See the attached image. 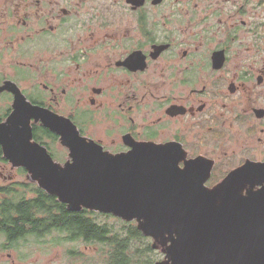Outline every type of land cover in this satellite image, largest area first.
<instances>
[{"label": "flooded vegetation", "instance_id": "obj_1", "mask_svg": "<svg viewBox=\"0 0 264 264\" xmlns=\"http://www.w3.org/2000/svg\"><path fill=\"white\" fill-rule=\"evenodd\" d=\"M8 81L112 154L203 157L210 188L264 164V0H0V121Z\"/></svg>", "mask_w": 264, "mask_h": 264}, {"label": "water", "instance_id": "obj_2", "mask_svg": "<svg viewBox=\"0 0 264 264\" xmlns=\"http://www.w3.org/2000/svg\"><path fill=\"white\" fill-rule=\"evenodd\" d=\"M3 88L15 93L13 110L0 121L3 156L69 210L135 220L164 245L165 258L155 264H264V164L246 163L210 188L212 165L203 157L139 142L112 154L71 120L31 103L14 82ZM32 119L59 136L69 159L59 163L34 140Z\"/></svg>", "mask_w": 264, "mask_h": 264}, {"label": "trees", "instance_id": "obj_3", "mask_svg": "<svg viewBox=\"0 0 264 264\" xmlns=\"http://www.w3.org/2000/svg\"><path fill=\"white\" fill-rule=\"evenodd\" d=\"M33 136L34 140L44 143L54 157L50 143L56 142V134L34 125ZM0 159L9 163L1 147ZM17 169L27 174L23 166ZM111 217L116 221L110 222ZM52 232H58V242L60 237L62 242L78 238L102 245L100 264H155L160 259L154 240L142 233L135 220L127 221L87 208L71 211L35 181L0 183V240L3 239L0 246L12 248L25 237L41 238Z\"/></svg>", "mask_w": 264, "mask_h": 264}, {"label": "rangeland", "instance_id": "obj_4", "mask_svg": "<svg viewBox=\"0 0 264 264\" xmlns=\"http://www.w3.org/2000/svg\"><path fill=\"white\" fill-rule=\"evenodd\" d=\"M264 136L259 134L254 139H249V144L256 147L257 143L263 142ZM51 140H49L50 142ZM52 150L55 152L54 159L59 163H64L69 159V153L60 142L50 143ZM256 158L264 159V149L257 148L254 153ZM257 165L260 164L255 162ZM261 165V164H260ZM32 181L33 176L31 174H21L17 167L13 166L11 162H4L0 159V183H9L11 181ZM260 185H256L254 190H258ZM247 194V191L244 192ZM110 222L116 220L111 217ZM58 232H52L41 238L34 236H28L16 242L15 248H4L0 246V264H7L8 257H23V260L28 261L25 264H100L102 262V245L95 243H86L83 241L71 242L63 241L60 237L58 242ZM3 239L0 240V243ZM62 242V243H61ZM83 242V243H82ZM4 244V243H3ZM78 250L80 253L70 255L69 249ZM154 248L159 253V258H165V252L163 251L164 245L158 241H154ZM101 251V252H100ZM75 252V251H74ZM59 258H61L59 260ZM158 259V260H160ZM10 264V263H9ZM23 264V263H22Z\"/></svg>", "mask_w": 264, "mask_h": 264}, {"label": "bare ground", "instance_id": "obj_5", "mask_svg": "<svg viewBox=\"0 0 264 264\" xmlns=\"http://www.w3.org/2000/svg\"><path fill=\"white\" fill-rule=\"evenodd\" d=\"M63 145V144H62ZM65 146V145H64ZM66 147V146H65ZM67 148V147H66ZM83 209V208H82ZM81 210V209H80Z\"/></svg>", "mask_w": 264, "mask_h": 264}]
</instances>
